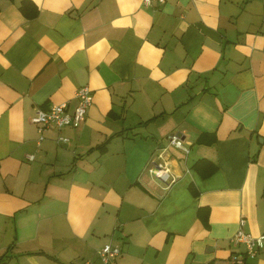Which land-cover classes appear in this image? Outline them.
Masks as SVG:
<instances>
[{
    "label": "crops",
    "instance_id": "obj_1",
    "mask_svg": "<svg viewBox=\"0 0 264 264\" xmlns=\"http://www.w3.org/2000/svg\"><path fill=\"white\" fill-rule=\"evenodd\" d=\"M83 84L79 126L30 120ZM263 186L264 0H0V264H232Z\"/></svg>",
    "mask_w": 264,
    "mask_h": 264
},
{
    "label": "built area",
    "instance_id": "obj_2",
    "mask_svg": "<svg viewBox=\"0 0 264 264\" xmlns=\"http://www.w3.org/2000/svg\"><path fill=\"white\" fill-rule=\"evenodd\" d=\"M164 0H142L145 5L160 3ZM75 104L70 107L68 100L51 103L47 107L38 106L35 108L30 120L37 124L39 128L46 125L54 124L58 127L63 125L79 126L86 115L87 108L91 105L93 94L92 89L88 84L80 85L74 92ZM65 139L64 137H62ZM167 140L170 144L181 148L184 152L188 148L183 144L182 139L176 133L167 135ZM160 158L152 159V163L148 170L153 175L158 176L162 181L169 185L174 181V177L170 174L166 159H162V153L158 154ZM231 241L237 244H243V250L232 253L228 260L232 264H242L247 260V257L256 255L260 250L264 249V231L258 235H253L249 231L239 227L230 237ZM121 249L116 243L106 241L98 250V256L103 264H119L117 256ZM87 264H92V261H87Z\"/></svg>",
    "mask_w": 264,
    "mask_h": 264
},
{
    "label": "trees",
    "instance_id": "obj_3",
    "mask_svg": "<svg viewBox=\"0 0 264 264\" xmlns=\"http://www.w3.org/2000/svg\"><path fill=\"white\" fill-rule=\"evenodd\" d=\"M195 166L198 168L197 162L195 163ZM194 191H195V189H194ZM263 194H264V186H263Z\"/></svg>",
    "mask_w": 264,
    "mask_h": 264
}]
</instances>
